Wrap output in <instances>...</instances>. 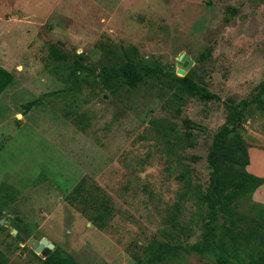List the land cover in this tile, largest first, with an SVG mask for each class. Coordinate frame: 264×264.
I'll return each mask as SVG.
<instances>
[{"label":"rangeland","instance_id":"rangeland-1","mask_svg":"<svg viewBox=\"0 0 264 264\" xmlns=\"http://www.w3.org/2000/svg\"><path fill=\"white\" fill-rule=\"evenodd\" d=\"M50 44L67 59H49ZM130 48L176 77L185 55L186 74L219 99L181 95L173 79L131 88L103 73L125 63ZM0 66L16 78L0 95L7 264L43 259L11 223L80 264H143L153 241L199 239L198 197L209 183L208 153L225 104L249 100L264 79V0H0ZM236 133L251 142L264 133V97L242 111L225 150ZM227 155L224 168L242 169ZM253 202L243 200L240 211H257ZM223 224L220 218L217 232ZM249 253L239 255L248 260ZM173 264L214 262L190 255Z\"/></svg>","mask_w":264,"mask_h":264},{"label":"trees","instance_id":"trees-1","mask_svg":"<svg viewBox=\"0 0 264 264\" xmlns=\"http://www.w3.org/2000/svg\"><path fill=\"white\" fill-rule=\"evenodd\" d=\"M226 13L233 15L235 8L226 7ZM228 21V18H225ZM125 63L120 66L103 68V73L114 74L128 87H137L140 83L152 77L173 79L177 83L176 90L181 95L191 96L202 102L218 100L216 94L208 91L204 86L196 83L190 74L176 77L166 72L160 66L152 64L148 59L140 57L135 48L124 52ZM209 53L200 54L199 60L204 61ZM48 58L54 62L66 60L56 44L48 46ZM83 59L82 56H79ZM73 72L76 76L82 73V67L77 61L73 62ZM16 83L15 76L0 66V95ZM264 97V79L259 84L257 93L249 100H243L236 105L226 103L228 114L225 122L214 134L210 151L208 153V166L211 170L209 183L199 195L201 204L202 226L198 241L195 243H170L153 241L148 246V258L143 264H173L180 263L183 256L209 257L214 264H264V206L253 202L254 210L250 214L240 211L243 200H251L254 191L263 183L258 178L246 171L248 165L247 143L236 133L237 142L232 145V150H225L228 138L233 133V128L240 122L242 111L257 104ZM30 105V104H29ZM227 152V153H226ZM228 154V155H227ZM229 156L234 164L242 160V169L224 168L222 160ZM240 164V163H239ZM223 219L224 224L217 232V222ZM15 229L29 231L24 226L11 223ZM21 239L19 235H16ZM249 251V259L240 256V249ZM0 264H7V258L0 250ZM39 264H80L70 253L60 247L55 248Z\"/></svg>","mask_w":264,"mask_h":264},{"label":"crops","instance_id":"crops-1","mask_svg":"<svg viewBox=\"0 0 264 264\" xmlns=\"http://www.w3.org/2000/svg\"><path fill=\"white\" fill-rule=\"evenodd\" d=\"M245 141L248 145V165L246 166V171L264 180V133H255L252 142L247 139ZM252 198L255 203L264 206V181L254 191Z\"/></svg>","mask_w":264,"mask_h":264},{"label":"water","instance_id":"water-1","mask_svg":"<svg viewBox=\"0 0 264 264\" xmlns=\"http://www.w3.org/2000/svg\"><path fill=\"white\" fill-rule=\"evenodd\" d=\"M178 68L176 73L181 77L186 75V70L190 68L191 61L185 57V55L181 54L177 58ZM4 219H0V225H4L5 227H9L6 223L4 224ZM12 234L19 235L21 240L34 252L39 254L43 259H45L49 253L55 248L54 244H52L48 239L42 238L41 240H37L34 237H30L24 231H19L15 228L11 229Z\"/></svg>","mask_w":264,"mask_h":264}]
</instances>
